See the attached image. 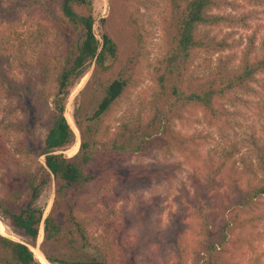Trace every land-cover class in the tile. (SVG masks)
<instances>
[{
    "label": "trees",
    "instance_id": "trees-1",
    "mask_svg": "<svg viewBox=\"0 0 264 264\" xmlns=\"http://www.w3.org/2000/svg\"><path fill=\"white\" fill-rule=\"evenodd\" d=\"M110 1L118 7L119 0ZM121 1L135 42L136 56L127 60L106 31L95 35L91 0H0V220L34 245L43 234L39 250L49 264H235L232 258L241 254L231 252L229 259V246L243 243L253 252L261 235L251 232L264 225V140L252 135L246 147L209 151L188 175L189 185L180 182L176 191L162 188L180 172L179 164L165 159L177 154L197 160L200 148L213 141L211 132H182L190 111L203 112L222 141L233 131L228 107L246 105L256 93L264 41L258 47L254 34L244 42L217 32L249 23V14L223 13L234 4L230 0H163L167 39L151 62L144 12L153 1ZM90 67L73 109L78 151L67 157L64 151L76 141L65 117L67 100ZM145 79L149 84L140 90ZM35 127L44 135L34 148ZM220 180L228 193L219 201L217 222ZM51 181L45 215L36 203ZM138 182L153 186L146 200L128 197L120 208L117 191ZM171 191L185 222L159 234L151 215ZM239 231L250 235L237 236ZM133 232L131 247L126 234ZM0 264L40 263L27 245L0 234Z\"/></svg>",
    "mask_w": 264,
    "mask_h": 264
},
{
    "label": "rangeland",
    "instance_id": "rangeland-1",
    "mask_svg": "<svg viewBox=\"0 0 264 264\" xmlns=\"http://www.w3.org/2000/svg\"><path fill=\"white\" fill-rule=\"evenodd\" d=\"M92 1V7H93V17L95 19L94 24V33L95 35L100 38L101 34L103 32H107L111 37H113L120 46V49L122 51L121 57L125 60L128 58H135L136 53L133 52V48L135 45L134 40L131 38L130 29L127 26L125 22V9L123 6V3L121 0L117 3V8L114 6V3H111L110 0H91ZM153 3L151 4V7L147 9L144 12V26L148 30L151 31V37L148 39V44L146 45L147 53L150 55V60L153 62L156 56H158L161 52V49L163 47L164 41L167 39L166 32L164 30V27L162 26V17L164 15V1L163 0H152ZM231 2H234V4H230L228 7H225L222 11L225 14H232V15H240L242 13L249 14L250 20L246 27L243 28H235L233 30L229 28H221L220 30H217L220 35H227L229 34L232 36L233 39H237L241 37L244 42L247 41L248 37L250 35H255L257 38V46L259 47L260 43L264 41V0L262 5H249L245 1L242 0H230ZM105 19V25H101L99 20ZM92 71V67L89 68V71L87 74H85L78 83L71 88L70 95L67 100L66 104V111H65V117L68 120L70 126L75 132L76 141L75 143L67 148L64 153L67 157H72L76 154L79 147V132L74 124L73 121V109L74 104L76 102V99L78 98V92L80 89L84 86L87 79L90 76V73ZM146 72L147 69L145 68L143 70L144 78H146ZM149 84V81L145 79L143 82L141 89H144ZM254 88L256 90V93L251 97H246V105H237L235 107H228L230 109V114H233L231 125L233 126V131L226 134V138L224 141H222L214 132V128L209 124L208 119L204 116L203 112L200 110L197 111H190L188 114V118L186 120L185 126L182 128V132L186 135H189L191 133H194L196 131L208 133H213V141H211L209 144L204 145L199 150V159L192 160L186 157L179 156L177 154H173L165 159L167 163H175L179 164L180 166V172L178 173L177 180L171 184L168 185L166 183L165 186L162 188L167 189L170 186L175 189L180 188V182H184L186 185H189V182L187 180V177L189 174H191L194 170H196L202 160L205 158L207 153L211 150H220L222 146H225V144L235 145L237 148L246 147L247 141L250 139V137L253 135L255 136L259 141L264 140V74L260 75L258 77V83L257 85H254ZM139 89L136 90L134 95L132 96V101L137 104L136 95L138 93ZM94 101V100H92ZM3 103V101H1ZM0 102V103H1ZM88 105V104H87ZM128 103L123 105L112 117V127L116 126V122L122 117L123 113L127 109ZM90 108L94 107V104L91 103ZM136 106L133 108V110H136ZM2 118L0 117V121ZM44 135V130L38 127H35L34 131V142L30 144V146L35 148L37 141H42ZM19 137V136H18ZM20 138V137H19ZM13 139V138H11ZM11 143V142H10ZM14 144H9V148H13ZM243 149V148H242ZM246 152V148L242 150V153ZM75 153V154H74ZM131 163H135L133 160L130 161ZM235 174H237V170L235 169V165L231 164L229 165V176L233 177ZM221 179V178H220ZM221 187L218 188L215 191V203L216 208L214 209V218L217 222H221V213H220V207H219V201L222 200L225 195L228 193V188L225 186L227 184L226 180H220ZM114 183V182H113ZM117 188L119 184H116ZM54 187L55 184L53 181H51L43 190L38 202L36 203V206L44 209L45 215L50 209L52 200H53V193H54ZM148 187H153L150 182H138L136 185L133 186H126L122 188V191H117L116 194V201L117 205L120 208H123L124 200H126L128 197L129 199H136V196L143 197L144 201L146 200L144 198L145 191L148 189ZM175 191H171L169 194V198L163 199V202L160 204V210L157 211V214L155 217L151 215V221L153 220V225H155V228L157 229V233L161 234L166 231H175L177 228H179L181 225L183 227V224L185 222V218L182 217L180 204L178 202V199H174L172 195L175 194ZM129 192H131L129 194ZM133 192H136L133 194ZM231 190L229 188V194ZM161 198L162 195H159ZM121 205V206H120ZM128 206V205H127ZM182 220V223L179 221ZM0 224L3 226L5 234L4 236L18 241L22 242L25 245H27L29 248H33L35 245L28 240L27 238L23 237L21 233L11 226H9L7 223L0 220ZM240 231L237 232V236L240 235ZM261 235L259 238H255V241L253 243V249L254 251L251 252L247 247H244V244H240V246H229L230 251L229 252V259L231 258V252H236L241 254L240 256H234L232 258L233 262L235 264H255V258L258 260V264H264V225H260L256 227L251 234ZM243 235H250L247 231L241 233ZM8 235V236H7ZM134 232L132 234H126V238L130 241V246H134L135 240L133 239ZM42 236L40 237V240L42 241ZM163 243L164 241L161 240ZM169 246H167L168 248ZM157 247H153V249H156ZM165 248V252L166 249ZM35 259L41 264V257L36 255L34 252ZM157 257L156 259H158ZM156 259L154 261H156Z\"/></svg>",
    "mask_w": 264,
    "mask_h": 264
},
{
    "label": "bare ground",
    "instance_id": "bare-ground-1",
    "mask_svg": "<svg viewBox=\"0 0 264 264\" xmlns=\"http://www.w3.org/2000/svg\"><path fill=\"white\" fill-rule=\"evenodd\" d=\"M75 154V153H74ZM0 234L1 235H6L5 234V231H4V228H3V226L0 224ZM41 234V233H40ZM8 236V235H7ZM6 237V236H5ZM40 237H41V235H40ZM40 237H39V239H38V242H37V244H39L40 243ZM8 238V237H7ZM31 251L34 253H36V255L38 254V256L39 257H41V264H49V263H47L46 261H45V259L43 258V256H42V254L41 253H38V252H36L33 248H31Z\"/></svg>",
    "mask_w": 264,
    "mask_h": 264
},
{
    "label": "water",
    "instance_id": "water-1",
    "mask_svg": "<svg viewBox=\"0 0 264 264\" xmlns=\"http://www.w3.org/2000/svg\"><path fill=\"white\" fill-rule=\"evenodd\" d=\"M45 218V217H44ZM43 235V234H42ZM40 243H41V240H40ZM39 243V244H40ZM39 244H37V243H35V246L33 247V249L36 251V252H38V253H40V250H39ZM28 247V246H27ZM29 248V247H28ZM29 249H31V248H29Z\"/></svg>",
    "mask_w": 264,
    "mask_h": 264
}]
</instances>
